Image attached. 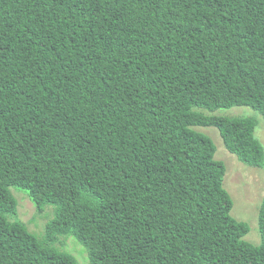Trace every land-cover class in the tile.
<instances>
[{
    "label": "trees",
    "instance_id": "trees-1",
    "mask_svg": "<svg viewBox=\"0 0 264 264\" xmlns=\"http://www.w3.org/2000/svg\"><path fill=\"white\" fill-rule=\"evenodd\" d=\"M264 0H0V264H264L196 126L264 164ZM39 212L31 233L11 192Z\"/></svg>",
    "mask_w": 264,
    "mask_h": 264
},
{
    "label": "rangeland",
    "instance_id": "rangeland-1",
    "mask_svg": "<svg viewBox=\"0 0 264 264\" xmlns=\"http://www.w3.org/2000/svg\"><path fill=\"white\" fill-rule=\"evenodd\" d=\"M204 111L209 115L254 118L258 124L256 137L264 146V116L253 107L234 106L232 108H219L215 111ZM194 128L215 142L217 147L215 158L223 161L227 168L224 187L234 202L232 216L248 224L250 230L244 239L253 245L260 246L262 235L259 214L264 200V164L251 166L239 160L234 153L227 149L217 127L196 126ZM11 192L19 204L17 216L11 219L25 223L28 230L39 239L44 237L48 223L56 217V206L47 204L44 210L39 212L26 190L13 186ZM60 238L61 240L55 243L58 249L75 256L80 264H91L87 249L75 237Z\"/></svg>",
    "mask_w": 264,
    "mask_h": 264
}]
</instances>
